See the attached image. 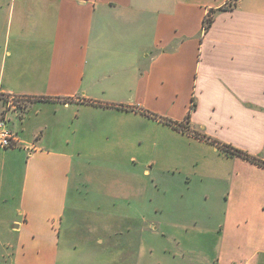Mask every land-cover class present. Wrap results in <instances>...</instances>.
<instances>
[{
  "label": "crops",
  "instance_id": "0c3cea01",
  "mask_svg": "<svg viewBox=\"0 0 264 264\" xmlns=\"http://www.w3.org/2000/svg\"><path fill=\"white\" fill-rule=\"evenodd\" d=\"M48 104L168 118L226 158L206 165L210 225L68 210L93 220L75 231L87 255L121 234L123 264H264V0H0V118L18 139L0 148V264L60 263L72 157Z\"/></svg>",
  "mask_w": 264,
  "mask_h": 264
},
{
  "label": "rangeland",
  "instance_id": "374dc122",
  "mask_svg": "<svg viewBox=\"0 0 264 264\" xmlns=\"http://www.w3.org/2000/svg\"><path fill=\"white\" fill-rule=\"evenodd\" d=\"M206 18L211 20L210 13ZM75 111L47 105L48 125H54L55 117L63 119L64 127L57 134L68 140L69 145L64 148L72 157L68 213V210L98 215L114 212L116 226L122 230L124 214L129 210L133 214L145 212L149 226L172 225L175 217L182 222L199 218L201 223L210 225L204 199L212 185L217 184L218 188L219 183L208 175L206 165L226 159L216 154L211 144L200 143L198 140L203 138L182 131L183 124L180 129L173 126L179 122L168 118L146 119L90 105H81L78 115ZM71 214L66 213L62 225L60 263L67 264L64 261L69 252L67 243L73 253V264L124 263L121 234L112 239L110 246L105 242L93 245L94 253L87 255L86 243L80 238L94 227L88 226L92 218ZM103 218L106 219H98ZM80 225L83 226L79 238L75 231ZM72 232L75 243L67 240ZM90 233L94 237L95 233ZM99 237L108 241L101 234ZM8 251L5 249L6 254ZM171 263L169 258L167 264Z\"/></svg>",
  "mask_w": 264,
  "mask_h": 264
},
{
  "label": "built area",
  "instance_id": "2783aa9c",
  "mask_svg": "<svg viewBox=\"0 0 264 264\" xmlns=\"http://www.w3.org/2000/svg\"><path fill=\"white\" fill-rule=\"evenodd\" d=\"M3 118H0V148H11L18 144V139L15 134L7 131ZM234 264H249V263H234Z\"/></svg>",
  "mask_w": 264,
  "mask_h": 264
},
{
  "label": "trees",
  "instance_id": "16d2710c",
  "mask_svg": "<svg viewBox=\"0 0 264 264\" xmlns=\"http://www.w3.org/2000/svg\"><path fill=\"white\" fill-rule=\"evenodd\" d=\"M211 23V20L209 18L205 19L204 21V28L207 29L208 26L210 25ZM146 115V114H145ZM147 116H151L153 118H157L155 115L153 114H149L147 113ZM186 120H189V114L188 116L186 117ZM181 124H176V125H173L175 127L178 126V128L180 127ZM180 129V128H179ZM182 131H186V127H184V129ZM224 151L228 154V155H235V156H239V157H242L244 159H248V160H253L252 158L248 157L246 154H243L242 152H238V151H231L229 148L227 147H224Z\"/></svg>",
  "mask_w": 264,
  "mask_h": 264
}]
</instances>
